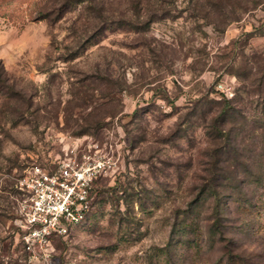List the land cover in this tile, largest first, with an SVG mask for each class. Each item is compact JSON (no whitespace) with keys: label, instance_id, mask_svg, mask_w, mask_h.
I'll return each mask as SVG.
<instances>
[{"label":"rangeland","instance_id":"rangeland-1","mask_svg":"<svg viewBox=\"0 0 264 264\" xmlns=\"http://www.w3.org/2000/svg\"><path fill=\"white\" fill-rule=\"evenodd\" d=\"M163 4L169 18L143 33L132 25L145 21L144 0H0V62L21 94L0 95V264H28L16 180L89 124L84 136L116 142V170L94 184L86 219L53 241L52 264H264V144L228 156L237 165L219 181L221 244L211 199L200 203L212 147L195 108L223 103L221 82H234V98L231 62L238 70L241 51L259 52L264 37L233 43L264 13L216 32L190 19L185 0ZM106 88L115 92L101 97Z\"/></svg>","mask_w":264,"mask_h":264},{"label":"trees","instance_id":"trees-1","mask_svg":"<svg viewBox=\"0 0 264 264\" xmlns=\"http://www.w3.org/2000/svg\"><path fill=\"white\" fill-rule=\"evenodd\" d=\"M144 1L148 5L145 8V12L147 13L145 21L140 23L138 15L135 26L132 25L138 32L143 33L149 29L151 23L167 19L170 15V12L164 7L163 3H165V0H153L154 2H163H155L159 4L157 6L150 3L152 0ZM185 1L187 4L186 11H188L190 19L201 20L207 25L212 26L216 32H223L231 23L239 22L245 14L256 10H262L264 13V0ZM242 37H244V40L235 41L233 46L240 45V47H244L247 45L248 39L264 37V20L257 27H254L251 32L243 34ZM240 57L241 62L239 63L240 68L238 70L237 68L236 70L233 68L235 61L231 62V72L235 74L240 83L234 98L224 100L223 103L204 101L195 107L199 109V118L204 123L205 135L212 147L210 151L206 152L208 153L209 160L201 163L202 172L207 173L208 177L199 178L200 182H202L199 196L201 197L200 203L211 199L213 219L209 229L212 235L218 236L217 241L221 244L223 241L228 243L229 240L226 238L227 232L222 229V224L220 223L222 216L220 207L222 206V195L220 188L224 187L219 184V181L225 179L224 174L230 171L231 167L235 169L237 165L228 156L236 157L240 147L246 146L247 148V146L254 145L255 142L264 144V48L259 52L252 51L247 56L241 51ZM84 89L83 87L81 88L82 92H84L83 96L87 98L85 93L87 94L90 89L88 87ZM104 90L105 94L101 96L104 98L110 97L115 92V89L112 88ZM96 91L91 89V92ZM0 95L14 101H17V99L21 100L20 92L16 91L14 86L9 83L8 75L1 62ZM204 107H207L206 110H203ZM90 128H93L92 125L90 127V124L84 127L80 126V136H84L83 133ZM246 148L244 147L245 150ZM220 155H224L225 158L218 157ZM243 165L246 169L252 166L251 163ZM261 168L257 169L261 170ZM262 173L264 175V170ZM227 180H230V182L236 181L234 177L227 178ZM235 199L234 197V201Z\"/></svg>","mask_w":264,"mask_h":264},{"label":"built area","instance_id":"built-area-1","mask_svg":"<svg viewBox=\"0 0 264 264\" xmlns=\"http://www.w3.org/2000/svg\"><path fill=\"white\" fill-rule=\"evenodd\" d=\"M234 82L217 85L220 99L234 95ZM62 146L48 167L32 165L16 180L21 193L16 214L28 264H52L53 241L65 238L92 209L96 181L116 170V142L88 136H61Z\"/></svg>","mask_w":264,"mask_h":264}]
</instances>
